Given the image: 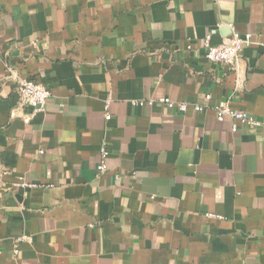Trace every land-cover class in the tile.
<instances>
[{
  "label": "crops",
  "instance_id": "crops-1",
  "mask_svg": "<svg viewBox=\"0 0 264 264\" xmlns=\"http://www.w3.org/2000/svg\"><path fill=\"white\" fill-rule=\"evenodd\" d=\"M220 101L264 119V0H0V264H264V128Z\"/></svg>",
  "mask_w": 264,
  "mask_h": 264
},
{
  "label": "built area",
  "instance_id": "built-area-1",
  "mask_svg": "<svg viewBox=\"0 0 264 264\" xmlns=\"http://www.w3.org/2000/svg\"><path fill=\"white\" fill-rule=\"evenodd\" d=\"M252 44L251 35L245 34L240 35L237 32H232L231 36L219 44L212 43L211 35H206L203 40L204 57L211 63L221 64L230 69H233L239 60V56L242 50ZM18 95L19 103L23 106H28L32 109L33 113H40L45 110L46 103L50 98V91L43 86L41 83L32 79H19L18 82ZM207 100L210 98L209 95L205 97ZM159 103L168 110H178L179 112H185L188 108H192L195 112H201L205 106L201 104L188 105L185 102L176 103L166 98L159 99ZM140 106L152 105L153 101L139 102ZM109 101H106L104 105L105 118L110 119L108 113ZM215 115L217 120L222 121L226 117L233 119L234 125L231 128L233 133L238 131L239 125L250 127V128H264V119L258 120L246 112L234 109L228 101H220L214 107ZM101 161L98 165L99 173H103L106 170L105 159L107 152L105 148L100 149ZM19 239L18 241H20ZM0 251H1V239H0ZM14 255L18 254L17 247L14 248Z\"/></svg>",
  "mask_w": 264,
  "mask_h": 264
}]
</instances>
